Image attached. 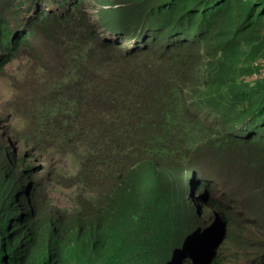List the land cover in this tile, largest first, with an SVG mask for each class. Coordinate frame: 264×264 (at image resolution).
Wrapping results in <instances>:
<instances>
[{
  "label": "trees",
  "instance_id": "16d2710c",
  "mask_svg": "<svg viewBox=\"0 0 264 264\" xmlns=\"http://www.w3.org/2000/svg\"><path fill=\"white\" fill-rule=\"evenodd\" d=\"M20 52L35 61L21 108L33 154L0 138V264H190L214 214L264 216V0H0V72ZM37 145L78 165L53 176L71 195L90 187L87 209L44 202ZM121 216L135 218L130 250L112 261Z\"/></svg>",
  "mask_w": 264,
  "mask_h": 264
},
{
  "label": "rangeland",
  "instance_id": "374dc122",
  "mask_svg": "<svg viewBox=\"0 0 264 264\" xmlns=\"http://www.w3.org/2000/svg\"><path fill=\"white\" fill-rule=\"evenodd\" d=\"M7 14L13 24L15 11L10 10ZM89 18H92L91 12H89ZM90 22L97 31L103 34V36H108L104 30L98 27L93 18ZM27 41L32 43V40L27 39ZM54 54L57 58L62 59L65 55L60 49L55 50ZM93 57L96 56L94 55ZM37 62L43 68L47 67V59H38ZM29 64H35V61L30 58L29 55L20 52L12 57L0 72V138L3 140L2 145L4 147L17 154H26L28 152L33 154L32 149L29 148V137L22 132L24 130L26 118L21 112V108L26 106L33 96V88L29 82L28 76ZM207 71V68L202 69V73H207ZM256 76L257 72H255V74L243 73L242 78L252 83L255 81ZM240 132L242 131H239V133ZM55 133L57 134L56 131ZM37 150H39V156L34 159L32 163L33 169L37 172L32 176L31 181L34 182V180L41 177L44 178L42 185L44 202L55 210L57 215L64 214L58 213V208L63 206L65 208V213H67V205L69 202L79 203L84 205L85 209H87L88 200L93 196L90 187L82 184L79 187L77 195H71L70 190L63 191V189L55 185L56 180H53V174L59 167H69L71 170H77L78 165L72 163L70 157L55 156L53 159H46V146L37 145ZM243 185L245 189L252 192L251 190L253 188L248 181L244 182ZM54 190L63 192V194L60 195L55 193ZM252 195L254 199L264 198L253 192ZM252 208L256 210V204H253ZM255 216L258 219L244 222V224H248L250 227L228 226L225 222L222 227V232L215 235V238H218L219 242H221L217 247L208 243L210 235L206 237L197 235L192 238L190 244L194 247L191 250L189 249V251H191L195 258H191L190 264L199 262L197 260L200 258L199 252L207 248H211L213 253L218 252L225 264H264L261 260H258L259 255L264 256V236L261 233V223L264 222V216L260 213H256ZM134 220L135 218H133L132 223V217H129L127 222H123V216H121L117 219H113L110 223L106 232V246L103 247V249H110L112 261L118 260L130 250L126 249L125 245L129 240L127 237L128 234L133 231V228H130V226L133 224L134 227ZM203 228L200 230L202 231ZM112 234H116V239L113 243H109V238Z\"/></svg>",
  "mask_w": 264,
  "mask_h": 264
},
{
  "label": "water",
  "instance_id": "95a60500",
  "mask_svg": "<svg viewBox=\"0 0 264 264\" xmlns=\"http://www.w3.org/2000/svg\"><path fill=\"white\" fill-rule=\"evenodd\" d=\"M205 201H206V196H205L203 202H205ZM223 225H224L223 222L222 221H219L215 217V218H213V219L210 220L209 224L205 228L202 229V231L200 232V235L205 236L208 233H213L214 235L215 234H218L219 232L222 231Z\"/></svg>",
  "mask_w": 264,
  "mask_h": 264
},
{
  "label": "clouds",
  "instance_id": "9594fccd",
  "mask_svg": "<svg viewBox=\"0 0 264 264\" xmlns=\"http://www.w3.org/2000/svg\"><path fill=\"white\" fill-rule=\"evenodd\" d=\"M88 18H89V16H88ZM93 18V17H92ZM92 18H89V20L91 21V19ZM96 23V22H95ZM90 24H91V22H90ZM97 24V23H96ZM98 25V24H97ZM99 27V26H98ZM100 28V27H99ZM102 29V28H101ZM99 32V31H98ZM53 180H55L54 178H53ZM206 198H207V196H206ZM206 202V201H205ZM204 204H206V203H204ZM69 207V204L67 205V208ZM217 218L219 221H221L220 219H219V217H218V215H216V214H214V216L211 218V219H213V218ZM209 222L210 221H207V224H206V226L209 224ZM223 224H225L224 222H223ZM223 230V229H222ZM200 232H201V230H194V232L192 233V234H194V236H200V237H206L207 235H210V239L208 240V243H210L211 245H214V247H217L221 242H219V239L218 238H215V235L213 234V233H208L207 235H205V236H202V235H200ZM222 232V231H221ZM221 232H219V233H221Z\"/></svg>",
  "mask_w": 264,
  "mask_h": 264
}]
</instances>
